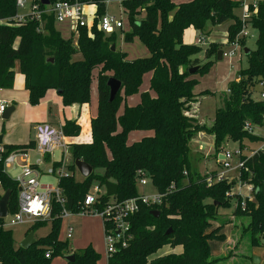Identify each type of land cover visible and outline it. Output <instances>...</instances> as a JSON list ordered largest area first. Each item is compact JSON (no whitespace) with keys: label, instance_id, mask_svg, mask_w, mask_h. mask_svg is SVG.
<instances>
[{"label":"trees","instance_id":"16d2710c","mask_svg":"<svg viewBox=\"0 0 264 264\" xmlns=\"http://www.w3.org/2000/svg\"><path fill=\"white\" fill-rule=\"evenodd\" d=\"M16 1L0 0V89L13 88L18 67L25 77L30 105H39L49 90H55L67 107L88 104L96 79L98 112L91 122L92 143L70 145L72 164L66 165L69 174L58 183L64 204L53 202L51 218L33 224L27 235L49 222L50 233L26 250L16 244L12 231L0 227L2 264H51L55 258L69 255H74L75 260L67 264H98L100 256L91 247L71 253L68 241L60 239L61 214L63 210L80 212L94 180L100 183V188L106 182L118 187L115 197L100 196L99 210L111 200L123 202L140 197L138 172L162 196L161 204H140L128 220L126 245H118L108 264H214L216 259L210 254L209 242L225 240L221 231L229 221H219V211L230 208L234 201L235 215L250 219L246 230L251 246L262 245L264 149L252 150L251 156L243 157L245 163L238 180L242 185L251 186L253 195L252 201H244L245 207L239 195L229 194L235 181L226 179L209 185L207 179L215 173L201 175L193 171L189 152L192 139L198 133L213 138L219 155L227 143L239 144L238 150L244 152L250 150L245 142L256 144L264 140L254 134L255 128H264V100L252 98L255 87L264 81V3L247 21L257 32L256 49L247 55L248 67L240 70L229 84L222 107L215 111L213 122L207 126L199 124L189 111L199 85L194 76L206 75L217 62L218 44H210L207 63L201 65L197 58L200 47L186 45L184 33L194 29L202 37H209L213 29L231 23L227 29L230 45L242 31L241 19L235 12L242 7L243 0H191L179 5L174 0H124L121 5L128 30H121L123 41L132 44L137 39L149 53L148 57L133 60L118 50L115 32L107 34L98 29L99 19L105 16L106 0H48V6L78 1L97 8L92 26L79 28L76 36L72 34L67 39L56 28L53 15H43L41 21L15 20ZM33 6L40 11L47 8L42 0H34ZM238 40L243 47L246 38ZM194 68L198 70L191 75ZM148 74L149 89L143 91ZM112 78L121 83L122 89L110 102L107 83ZM136 95L140 102L129 106L127 99ZM63 131L68 137H76L81 128L68 121ZM138 132L144 133V137L129 144V136ZM33 147L34 142L24 147L5 146L0 154V198L1 191H11L10 214L18 210L19 189L17 182L5 172L4 160L14 151ZM76 160L93 168L89 178L76 179L75 174L79 173ZM61 164L58 162L53 167ZM153 211L160 215L156 218ZM217 222L218 227H213ZM104 224L107 231L111 225L106 221ZM166 246L182 247L183 252L161 256L160 251ZM47 252H51L50 259L46 258Z\"/></svg>","mask_w":264,"mask_h":264},{"label":"rangeland","instance_id":"374dc122","mask_svg":"<svg viewBox=\"0 0 264 264\" xmlns=\"http://www.w3.org/2000/svg\"><path fill=\"white\" fill-rule=\"evenodd\" d=\"M191 0H174L176 4H182L189 2ZM246 1L247 4H250V0H243ZM34 3V0H27V4L24 8L17 9V16L24 18L25 16L31 13V7ZM92 10V9H91ZM95 12V10H93ZM94 14V13H93ZM238 18H242L244 14V6L238 9L235 12ZM105 15L108 17H122L124 20L125 31L128 30L127 25V16L124 13L122 5L117 0H108L106 1V9ZM141 18V17H139ZM93 17L87 19V23H92ZM231 23L224 24L219 26L210 32L209 37H204L207 44L202 46L197 45L199 39L202 36L199 32L195 31L194 29H187L184 33V43L186 45H195L199 46L201 52L197 56L198 59L201 60V65H205L207 63L206 59V52L207 48H209L210 44H218V52L219 51H229L228 48V34L227 28L228 25ZM56 28L61 32L64 38H70L71 32L69 28L65 25H56ZM116 33V45L118 50L125 52L127 54V58L129 60L137 59V58H144L148 57L149 53L145 46L139 41L135 40L132 44H126L123 41V35L121 30L115 31ZM76 36V33H74ZM209 38L212 40L210 43ZM256 40H257V32L251 28L248 29V36L246 37V41L244 46L240 47L237 51V55L233 58V60H229L227 58H223L222 61L216 62L208 71V73L204 76H194L196 79L199 80L198 88H196L195 94L196 99L192 104V109L194 108V103L197 104L195 107V114H192V109H190V115H194L195 119L198 120L199 124L201 125H209L213 122L215 111L218 108L222 107L223 97L228 95L229 84L236 79V74L248 67V59L247 55L245 54V50L254 51L256 49ZM225 41L227 43H225ZM76 58H79L76 57ZM214 60V58H213ZM194 75V74H193ZM149 80L150 75H146L144 78V83L142 90L145 91L149 89ZM260 86H256L254 90V94L252 96L253 99H260ZM90 102L96 108L98 104V97H97V81L96 79L93 80L92 86V94L90 98ZM140 102L139 95L130 97L127 99V104L137 105ZM123 111L121 108L120 113ZM1 130H7V123L4 121H0ZM3 124L5 126L3 127ZM139 134V133H138ZM254 134L264 138V128H256ZM203 136V137H202ZM139 138V135H130L128 138V143L131 144L132 142L136 141ZM264 144V140H261L259 143L250 144L245 142V146L249 147V151H244L242 153V157L250 156L252 150H256L258 147ZM239 144L237 143H227L223 146L221 153L225 151L235 152L238 150ZM57 158L60 156V153L57 151L54 153ZM32 155L36 156L35 153ZM71 151L69 149L67 154V161L71 158ZM61 160V157L60 159ZM189 160L191 164V168L193 171L205 175L210 174L213 172H220L224 171L223 168L219 164V154L215 151L213 146V138L208 136L205 133H198L193 139L190 144V152H189ZM238 157L233 156L231 162V168L226 171L227 180L229 182L235 181V185L231 187L229 194L230 196L239 195L241 200L246 198L247 196L253 197L252 193L249 191L251 186L242 185L238 178H239V169L237 168L238 164ZM26 163H23L20 158H17L16 163L9 169L8 173L13 179H17L19 174V167H24ZM44 174L45 176L42 178L43 184H51L53 187H56L57 184V175L48 177V171L51 167H47V165H43ZM97 174L100 172L97 171ZM75 177L78 181H82L84 178L79 174L76 173ZM101 187L100 183L94 180L91 184L90 193H95V189ZM102 193L106 194V190L104 187L101 188ZM152 186H146L142 188L141 186L138 187V191L140 194H145L149 196L153 194L155 191ZM241 194V195H240ZM252 201V199H248ZM220 216L218 217L219 221L225 222L229 221L221 233H225L226 237L224 241H216L210 240L209 247H210V254L212 258L216 259L214 264H256L257 259L256 256L253 254V248L250 244V234L247 232L246 228L250 222V219L244 215L237 214L235 215V201L232 203L230 208H222L219 211ZM98 217L89 218L87 216L82 215H75L72 218H66L63 220L62 228L60 231V239L63 241H68L70 245V249L72 252L76 251L79 252L81 250H85L86 248L91 247L95 252L100 256L98 264H107V248L104 244V234H103V227L101 219ZM8 221H5V226H7ZM219 224L213 223V227H218ZM69 225H71L74 229L73 236L71 239L67 240V233ZM8 228V226H7ZM32 228V224H24L15 227L8 228L12 231L13 238L17 245H20L21 242L25 239L26 234ZM51 231V223L49 222L45 226L39 228L35 233V239L38 240L47 236ZM233 240V241H232ZM232 241V244H237V248L231 249L232 251L226 250L228 247V243ZM233 248V246H232ZM226 252V253H225ZM236 253V255L234 254ZM161 254L163 252H160ZM226 255H225V254ZM235 255V257H234ZM223 257H227L223 260ZM219 259V260H218ZM51 264H66L65 257L55 258Z\"/></svg>","mask_w":264,"mask_h":264},{"label":"built area","instance_id":"2783aa9c","mask_svg":"<svg viewBox=\"0 0 264 264\" xmlns=\"http://www.w3.org/2000/svg\"><path fill=\"white\" fill-rule=\"evenodd\" d=\"M108 1V0H106ZM120 4L124 0H117ZM264 3V0H250V4L243 1L242 6H244L243 17L240 18L242 22V31L238 35L237 39L232 42L229 46V51L223 52V58L233 60L237 55V51L241 47L239 43V38H246L248 36V29L250 26L247 21L250 17L255 15L259 6ZM27 4V0H17V8H24ZM85 4L75 1L71 2H56L51 6H47L44 10H39L32 5L31 13L24 18L16 17L15 20L23 22L27 18L31 20L41 21L43 15H53L55 17L56 24L65 25L69 28L71 35L77 33V30L82 27L90 28L87 23V16L84 12ZM98 29L111 34L117 30L125 29L124 20L122 17H108L104 16L99 19ZM207 44L204 37L198 40L197 45ZM260 100H264V81L260 83ZM9 104L2 98L0 90V119L6 112ZM256 129V128H255ZM254 129V132H255ZM70 138L64 134L62 128H57L49 123H41L36 126L35 135V151L41 155H52L59 151L63 156L68 154L70 149ZM264 144L258 147L256 150H263ZM255 150V151H256ZM3 149H0V154ZM242 153L239 150L235 152L225 151L221 153L222 159H219V164L224 171L217 172L214 177H208L207 182L209 185L214 182H221L227 179L226 171L231 168V162L233 156L238 157L237 168L239 171L244 167L245 161L243 160ZM253 152L251 153V155ZM250 155V156H251ZM17 158H20L23 163H26L24 167H20V175L15 180L18 184L19 195H18V210L14 214H8V216L3 221V227L11 228L24 224H34L38 221H46L51 218L53 202L57 201L60 204H64V198L61 189L58 185L59 179L61 177L68 176V171L66 169V164L62 160L61 166L54 168L53 166L49 169L47 176L51 177L57 175L56 187L51 184H43L42 178L45 176L44 171L42 172L38 167L30 164L28 159V154L26 151L19 150L10 153L4 160L5 168H11L15 163ZM139 186L146 187L149 186V181L146 179L142 172H138ZM2 182L0 181V187ZM252 188L250 187V192ZM99 188L95 189V193H89L84 199L81 206V210L78 214H74L70 211L63 210L61 217L63 219L69 218L74 215L99 217L104 225L105 233V246L107 248V253L109 256L113 255L119 244L123 246L126 245L129 237L127 236V231L129 228L128 220L130 216L139 210L140 204H145L147 206L161 204L162 196L159 193H154L153 195H141L136 199H130L123 202L110 201L103 210L98 209L99 198L101 195ZM252 193V192H251ZM251 199L247 196L243 199L242 207H245V200ZM8 221L7 226H5V221ZM107 222V231L105 230L104 222ZM73 228L70 227L67 233V239H71L73 236ZM51 252H47L46 258L50 259ZM0 264H2L0 262Z\"/></svg>","mask_w":264,"mask_h":264},{"label":"crops","instance_id":"0c3cea01","mask_svg":"<svg viewBox=\"0 0 264 264\" xmlns=\"http://www.w3.org/2000/svg\"><path fill=\"white\" fill-rule=\"evenodd\" d=\"M93 10H95V12ZM96 10H97V8L94 5H85L84 6V12L87 16V19L93 17L92 23H90V24L88 23L89 26H92V24L94 22ZM16 17H17V15H16ZM229 25H228V27H229ZM209 41H210V43L212 42V40L210 38H209ZM225 43H227V42L225 41ZM228 48H229V46H228ZM92 86H93V83H92ZM196 88H198V86ZM0 90H1L2 98L9 104V107L14 108V112L11 114V116L8 120H4L2 118L0 119V121L8 122L6 131L1 130L2 125H0V137L2 138L0 149H3L5 146H7V147L23 146L24 147V146H27L28 144H30L31 142L35 143L36 126L38 124L49 123L52 126H55L57 128H62V130H63V127L65 126L66 122H68V121L75 122L81 128L80 134L78 136L69 137L71 144L86 145V144L92 143L91 122L97 116L98 104H97L96 108L93 106V104L91 102H89L88 104H84V105L73 104V105L66 107L63 104L62 97L55 90H49L39 105L32 106L29 103V92L25 88V77L20 73L18 67L15 69V79H14L13 88L7 89V90H2V89H0ZM195 91H196V89H195ZM91 94H92V89H91ZM195 95H197V94H195ZM97 97H98V89H97ZM195 100L197 101L196 97H195ZM131 106H134V105H131ZM193 106H194V108L192 109V114L196 115L195 107L197 106V104L194 103ZM4 126H5V124H3V127ZM138 133H132V135H139L140 139L143 138L145 135L144 133H141V132L139 134ZM140 139H137L136 141H139ZM136 141H134V142H136ZM26 152L28 154V159H29L30 164L35 165L42 172L44 170L43 165H47V167H52V166H55L56 164H58V162H60L62 160L65 162L66 165L72 164V157L69 158L70 160L67 161V155L63 156V154L60 153L59 151L58 152L60 153V156L58 158L55 154L41 156L35 151V147L26 150ZM32 153H35L36 156L32 155ZM60 157H61V160H59ZM220 158H221V155H219V159ZM9 169H11V168H5V166H4V170L7 173V175H9V173H8ZM18 170H19V174H20V169H18ZM213 173L216 174L217 172H213ZM13 180H15V179H13ZM149 186H150V184H149ZM1 188H2V186L0 187V190H1ZM98 188L102 192V189L100 187H98ZM142 188H144V187H142ZM249 191H250V189H249ZM1 193H2V196L5 194V192H3V191H1ZM89 193H90V191H89ZM154 193H156V191ZM153 194H151V195H153ZM140 195H145V194H140ZM8 214H10L9 210H8ZM74 216H71L70 218H72ZM87 217L93 218L90 216H87ZM4 219H3V221H4ZM61 219L64 220L62 217H61ZM101 222H102V220H101ZM3 225H4L3 223H1V225H0V227L2 229L9 230L7 227H3ZM70 227H72V226L69 225V228ZM102 227H103L104 244H105V233H104L103 222H102ZM222 232H224V229ZM28 235L26 234V237ZM224 235H225V233H224ZM26 237H25V239H26ZM225 237H226V235H225ZM67 240H69V239H67ZM232 241H230L228 243V247L226 250H229V251H232L231 249H234V251L236 250V248H237L236 241L233 244H232ZM232 246H233V248H232ZM70 252L73 253L71 249H70ZM160 252H163L162 254L160 253L161 256L169 255V254L180 255L183 252V248L182 247H176L174 249H171L170 247L166 246ZM234 254L236 255L235 252H234ZM253 254L256 256V259H257L256 264H264V241L262 242L261 246L255 247V249L253 250ZM107 255H108V253H107ZM235 255H234V257H235ZM109 257L110 256L108 255L107 264H108ZM67 263L68 262L66 261V264Z\"/></svg>","mask_w":264,"mask_h":264},{"label":"water","instance_id":"95a60500","mask_svg":"<svg viewBox=\"0 0 264 264\" xmlns=\"http://www.w3.org/2000/svg\"><path fill=\"white\" fill-rule=\"evenodd\" d=\"M42 4L44 6H48L50 4V2L48 0H42ZM116 50V46L113 45L112 46V51L114 52ZM250 53V51L245 50V54L248 55ZM223 59V52L219 51L218 52V57H217V61L220 62ZM52 62H54L52 60ZM198 68H194L190 71V74L193 75L197 72ZM107 86L109 87L110 90V102H113L116 99V96L118 95V93L121 91L122 89V85L121 83L116 80V79H110L107 83ZM14 112V108L13 107H8L6 112L4 113V115L2 116V119L4 120H8L11 116V114ZM2 142V138L0 137V145ZM222 159V157L220 158ZM75 167L78 170L79 174L84 178L87 179L91 176V174L93 173V168L91 166H89L88 164L76 160L75 162ZM104 188L106 190V195L108 197H115L118 193V187L117 185L110 183V182H106L104 184ZM11 198V191H6L5 194L0 198V219L3 220L5 217H7L8 215V205H9V201ZM152 214L157 218L160 213L158 211H153ZM170 231L167 232V234H169ZM37 241L35 240L34 237V232H30V234L26 237V239L24 241L21 242L20 247L23 249H30L32 246L36 245ZM65 260L68 263H73L75 258L73 255L67 256L65 257Z\"/></svg>","mask_w":264,"mask_h":264}]
</instances>
